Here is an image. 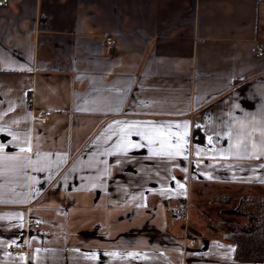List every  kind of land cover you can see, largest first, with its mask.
<instances>
[{
  "label": "crops",
  "instance_id": "1",
  "mask_svg": "<svg viewBox=\"0 0 264 264\" xmlns=\"http://www.w3.org/2000/svg\"><path fill=\"white\" fill-rule=\"evenodd\" d=\"M8 1L0 264H264V0Z\"/></svg>",
  "mask_w": 264,
  "mask_h": 264
},
{
  "label": "trees",
  "instance_id": "2",
  "mask_svg": "<svg viewBox=\"0 0 264 264\" xmlns=\"http://www.w3.org/2000/svg\"><path fill=\"white\" fill-rule=\"evenodd\" d=\"M225 210L243 218L226 223L220 230L225 239L234 243V257L264 262V198L248 206L239 201L235 207Z\"/></svg>",
  "mask_w": 264,
  "mask_h": 264
},
{
  "label": "built area",
  "instance_id": "3",
  "mask_svg": "<svg viewBox=\"0 0 264 264\" xmlns=\"http://www.w3.org/2000/svg\"><path fill=\"white\" fill-rule=\"evenodd\" d=\"M8 0H0V6H6V5H8ZM106 42L108 43V44H111L112 43V41H111V39L110 38H107V40H106ZM256 53L258 54V55H261L262 54V48L258 45V46H256ZM48 115H50V112L49 111H47L41 118H40V121L42 122V123H44V122H46V119H47V116ZM176 210H177V213H184L185 212V210H184V208H182L181 206H179V205H177L176 207ZM35 227H37L38 226V223H34L33 224Z\"/></svg>",
  "mask_w": 264,
  "mask_h": 264
},
{
  "label": "snow or ice",
  "instance_id": "4",
  "mask_svg": "<svg viewBox=\"0 0 264 264\" xmlns=\"http://www.w3.org/2000/svg\"><path fill=\"white\" fill-rule=\"evenodd\" d=\"M185 135H186V133H185ZM132 147H139L140 145H131ZM177 147H179V145L177 146ZM21 151H24V149H21ZM180 153L179 152H177V155H179Z\"/></svg>",
  "mask_w": 264,
  "mask_h": 264
},
{
  "label": "rangeland",
  "instance_id": "5",
  "mask_svg": "<svg viewBox=\"0 0 264 264\" xmlns=\"http://www.w3.org/2000/svg\"><path fill=\"white\" fill-rule=\"evenodd\" d=\"M200 200H198V202H199Z\"/></svg>",
  "mask_w": 264,
  "mask_h": 264
}]
</instances>
